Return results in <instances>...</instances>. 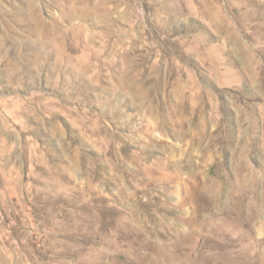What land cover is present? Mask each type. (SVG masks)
I'll return each instance as SVG.
<instances>
[{"label": "rangeland", "instance_id": "1", "mask_svg": "<svg viewBox=\"0 0 264 264\" xmlns=\"http://www.w3.org/2000/svg\"><path fill=\"white\" fill-rule=\"evenodd\" d=\"M0 264H264V0H0Z\"/></svg>", "mask_w": 264, "mask_h": 264}, {"label": "bare ground", "instance_id": "2", "mask_svg": "<svg viewBox=\"0 0 264 264\" xmlns=\"http://www.w3.org/2000/svg\"><path fill=\"white\" fill-rule=\"evenodd\" d=\"M68 16H69V13H68ZM68 19H69V18H68ZM78 25H79V24H78ZM78 25H77V26H78ZM75 26H76V25H75ZM79 26H81V25H79ZM75 28H76V27H75ZM75 28H74V29H75ZM83 29H84V28H83ZM83 29H82V30H83ZM79 30H81V29H79ZM69 32H70V31H69ZM74 32H75V31H74ZM74 32H73V33H74ZM77 32H78V31H77ZM77 32H76V33H77ZM76 33H74V34H76ZM79 33H81V32H79ZM91 33H92V32H91ZM71 35H72V34H71ZM87 35H88V34H87ZM93 35H95V34H93ZM107 35H108V34H107ZM72 36H73V35H72ZM83 36H84V34H83ZM99 36H100V35H99ZM109 36H110V35H109ZM80 37H81V36H80ZM100 37H101V36H100ZM100 37H99V38H100ZM102 37H104V36H102ZM85 38H86V36H85ZM105 39H106V38H105ZM103 40H104V39H103ZM106 40H107V39H106ZM108 40H109V39H108ZM107 42H108V41H107ZM102 43H103V42H102ZM105 43H106V41H105ZM103 45H104V44H103ZM106 46H107V45H106ZM119 46H120V45H119ZM103 47H104V46H103ZM110 48H111V47H110ZM112 48H113V47H112ZM112 48H111V49H112ZM106 49H107V48H106ZM108 50H109V49H108ZM59 51H60V50H59ZM59 51H58V52H59ZM105 51H106V50H105ZM116 51H117V50H116ZM116 51H115V52H116ZM94 53H95V52H94ZM94 53H93V54H94ZM104 53H105V52H104ZM107 53H108V52H107ZM95 54H96V53H95ZM109 54H110V53H109ZM113 54H114V53H113ZM91 55H92V54H91ZM96 55H97V54H96ZM107 55H108V54H107ZM123 55H124V54H123ZM123 55H122V56H123ZM110 56H111V55H110ZM120 56H121V55H120ZM122 56H121V58H122ZM95 57H96V56H95ZM92 58H93V56H92ZM96 58H98V57H96ZM109 60H110V59H109ZM57 61H59V59H58ZM59 62H61V61H59ZM59 62H58V63H59ZM97 62H98V61H97ZM68 64H69V63H68ZM122 64H123V63H122ZM55 65H56V64H55ZM85 67H87V66H85ZM69 68H70V67H69ZM58 69H59V68H58ZM65 69H66V68H65ZM85 69H88V68H85ZM74 70H75V69H74ZM89 70H90V69H89ZM61 71H63V69H62ZM84 71H85V70H84ZM86 71H87V70H86ZM88 72H89V71H88ZM60 73H62V72H60ZM65 73H66V72H65ZM62 74H63V73H62ZM66 74H68V73H66ZM71 74H72V73H71ZM79 74H80V73H79ZM68 75H69V74H68ZM76 75H77V74H76ZM64 77H65V76H64ZM75 78H77V77H75ZM196 127L199 128L198 131H199V133H200V134H198V135L196 134V135H197V136H200V138H201V136H203V132H202V129H201V125L198 124ZM195 130H196V128H195ZM198 131H197V132H198ZM193 135H194V134H193ZM193 135H192V136H193ZM196 135H195V136H196ZM193 137H194V136H193ZM195 138H196V137H195ZM189 139H190V138H189ZM193 139H194V138H193ZM195 140H196V141H199V142H202V141H200L201 139H198V137H197ZM184 144H186V143H184ZM205 148L207 149V147H205ZM176 165H177V164H176ZM138 173H139V172H138ZM191 177H192V176H191ZM174 179H175V178H174Z\"/></svg>", "mask_w": 264, "mask_h": 264}]
</instances>
